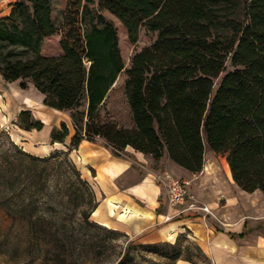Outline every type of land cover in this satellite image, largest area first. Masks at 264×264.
Masks as SVG:
<instances>
[{
	"label": "trees",
	"instance_id": "1",
	"mask_svg": "<svg viewBox=\"0 0 264 264\" xmlns=\"http://www.w3.org/2000/svg\"><path fill=\"white\" fill-rule=\"evenodd\" d=\"M240 2L241 19L238 0H96L95 6H89L93 0H66L60 26L52 20L51 0H14L0 16L1 78L21 89L31 84L45 106L69 111L74 128L64 152L0 153V212L19 220L22 232L48 235L54 264L114 252L116 235L125 242L116 264L151 246L90 219L94 193L68 158L82 140L102 139L116 155L130 146L155 161L166 152L191 173L202 169L207 146L225 156L242 190L264 195V0ZM103 11L118 19L131 43L141 27L156 32L125 69L129 127L100 114L124 69L116 29ZM55 34L60 53L43 55V40ZM228 59L233 69L225 71ZM17 119L25 130L43 127L29 109ZM67 134L64 122L51 130L52 140L62 142ZM52 175L78 214L72 225L62 219L53 229L36 205Z\"/></svg>",
	"mask_w": 264,
	"mask_h": 264
},
{
	"label": "crops",
	"instance_id": "2",
	"mask_svg": "<svg viewBox=\"0 0 264 264\" xmlns=\"http://www.w3.org/2000/svg\"><path fill=\"white\" fill-rule=\"evenodd\" d=\"M13 1H8L7 12ZM3 2L5 0H0V4ZM25 105L24 108H28L34 118L43 123L40 130L23 129L27 141L25 150L36 156L66 150L74 133L73 125L70 126L64 119H56L53 114L40 117L33 109L35 106ZM24 108L19 107L18 112ZM61 122L66 124L68 134L62 142L52 140L51 130L60 128ZM73 151L79 152L80 159L89 160L85 165L89 171L85 173V178L96 200L92 212L95 222L130 236H138L146 242L165 238L173 241L180 230L179 224L190 227L180 218L193 216L190 219L192 225L203 231L208 264H264V227L257 226L264 223V205L251 196L253 192H262L258 189L253 192L242 190L232 180L227 162H224V171H219L214 162H206L204 158L199 172L191 173L183 168L178 176L191 180V190L197 201L219 214L226 225L219 224L202 212L164 221L162 218L168 211L166 185L175 177L169 174L170 158L166 152L155 161L150 155L135 151L130 146L116 155L104 145H95L87 140H82L77 150ZM189 204L190 201H186L181 208ZM248 219L257 223L251 225ZM196 228L190 227V234L197 236ZM175 264L198 263L179 259Z\"/></svg>",
	"mask_w": 264,
	"mask_h": 264
},
{
	"label": "rangeland",
	"instance_id": "3",
	"mask_svg": "<svg viewBox=\"0 0 264 264\" xmlns=\"http://www.w3.org/2000/svg\"><path fill=\"white\" fill-rule=\"evenodd\" d=\"M8 1L10 0H5L3 4H0L1 16L5 15L7 12L6 8ZM51 3L52 20L55 25L60 26L66 0H51ZM238 3L239 9L237 11V18L241 19L243 11H241L240 8L242 7V4L240 0H238ZM95 5L96 0H93V3L89 4V6ZM103 14L106 19L113 23V26L116 29L118 47L124 63V69L118 75L116 82L109 91L106 101L100 109V114L104 120L113 121L118 126L129 127L131 126L130 112L123 92L124 81L126 79L125 69L129 66L130 58L133 53L150 45L156 37V32L149 31L144 27H141L138 32L137 41L135 43H131L127 38L125 28L118 21V19L107 11H103ZM58 39L59 35L45 38L43 40L41 53L43 55L59 54L60 48L58 45ZM232 69L233 67L228 59L226 61L225 71ZM224 72H222L215 80V84H217L219 78ZM42 99L43 97H41V94L31 84H29L26 89H21L19 88L17 81L6 82L0 76V153L6 150L15 149L27 152L24 146L27 142L25 139L26 134H24L23 128L20 127L17 119V115L20 112H18V109L19 107H26L25 103L35 106L33 109L38 111L37 114L40 115V117H44L45 114L49 116L53 114L56 119H64L71 126L72 122L69 111H59L45 106L42 103ZM93 143L95 145H104L110 152L114 153L112 148L102 139H96ZM73 150H77V148L69 151L68 158L80 171L81 176L85 178V173L89 172L85 165L89 160L84 161L83 159H80L79 152L75 153ZM64 151L66 150L54 151L49 155ZM86 155L88 156V154ZM204 158L206 162H214L219 171H224V162L227 161L223 154L214 153L206 146ZM169 161V174L171 176H175L174 178H182L178 176H180V171H183V168L173 161ZM227 178L229 179L228 176ZM38 194L42 197L41 204L38 202L36 205L38 206V209L41 210L40 214L44 217V219L41 218V220H43L45 226L53 229V223H60L62 219H66L65 221L68 225H72L73 221H77V210L74 208L73 202L70 201L66 195L64 186L57 183L55 175L50 176L49 181L46 183V188L42 192H38ZM251 196L256 200V202L260 200L259 203L264 205V195L262 193L258 191L253 192ZM218 215L219 214H217V216ZM186 217L182 216L180 221H185L188 226L195 229L197 226L192 225L190 220L194 217L190 216L192 218L188 219ZM90 219L94 221L92 213L90 215ZM18 221L19 220L14 217L4 215L0 212V264H54L51 260L52 255L50 251L53 250L54 247L50 242V237L37 230L31 234L22 232L21 227L23 224ZM248 222H250L251 225L257 223L256 221H251V219H248ZM259 225L264 227L263 222L257 224V226ZM190 227L179 224L180 230L176 234L173 241L165 238L164 240L155 242H146L141 240L138 236H130L123 231L117 230L121 234H126L128 240L132 241L134 244L151 245L150 247L132 250L131 257L121 264H175L177 260L186 258H189L198 264H208L203 231L202 229L197 230L196 228L195 231L197 236H194L190 234ZM36 229H39V226H36ZM116 237L118 240L114 242L116 244L114 252H105L97 258H87L85 255H74L73 257L77 258L79 261L78 264H116L121 257L122 247L125 245L123 235H116ZM67 263L72 264L71 260H68Z\"/></svg>",
	"mask_w": 264,
	"mask_h": 264
},
{
	"label": "built area",
	"instance_id": "4",
	"mask_svg": "<svg viewBox=\"0 0 264 264\" xmlns=\"http://www.w3.org/2000/svg\"><path fill=\"white\" fill-rule=\"evenodd\" d=\"M166 199L168 211L162 220L169 221L189 213L202 212L205 216H209L216 220L219 224L226 225V221L221 220L213 210L197 201L191 190V180L186 178H172L166 185ZM190 201V204L181 208L182 205Z\"/></svg>",
	"mask_w": 264,
	"mask_h": 264
}]
</instances>
